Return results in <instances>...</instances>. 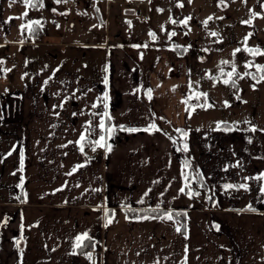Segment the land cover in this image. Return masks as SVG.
Wrapping results in <instances>:
<instances>
[{
	"label": "crops",
	"instance_id": "obj_1",
	"mask_svg": "<svg viewBox=\"0 0 264 264\" xmlns=\"http://www.w3.org/2000/svg\"><path fill=\"white\" fill-rule=\"evenodd\" d=\"M46 8L0 0V264H91L87 247L97 264H264V123L192 124L212 97L191 87L190 63L209 44L194 58L155 22L137 28L135 9L123 27L110 11L105 42L80 25L65 41ZM101 135L111 151L90 156ZM194 176L215 205L194 197Z\"/></svg>",
	"mask_w": 264,
	"mask_h": 264
},
{
	"label": "rangeland",
	"instance_id": "obj_2",
	"mask_svg": "<svg viewBox=\"0 0 264 264\" xmlns=\"http://www.w3.org/2000/svg\"><path fill=\"white\" fill-rule=\"evenodd\" d=\"M78 2V6H72L68 0H45V13L59 19L56 23L48 22L51 32L71 28L64 40L72 41L76 39L73 28L80 25L87 31V39L105 42L110 11L116 10L110 24L114 26L120 20L118 17L125 15V9H135L136 13L131 15L136 21L135 26L142 28L155 22L162 33L158 40L164 39L169 45L181 42L186 49L191 47L194 58L202 42L211 47L209 60L190 63L191 87L212 97H208L204 105H191L192 124H217L226 118L238 120L240 117L252 124L264 123V0H151L149 5H134L128 0ZM60 7L69 9H63L67 16L60 12ZM146 14L151 17L148 22L143 18ZM98 16L101 17L99 20ZM118 25L123 27L120 21ZM237 70L241 74H236ZM255 73L261 78L257 79ZM196 94L190 92L193 97ZM212 100L215 101L213 104ZM209 186L212 188L210 182ZM201 193L198 189L194 197L205 205H215L210 201L209 193Z\"/></svg>",
	"mask_w": 264,
	"mask_h": 264
},
{
	"label": "snow or ice",
	"instance_id": "obj_3",
	"mask_svg": "<svg viewBox=\"0 0 264 264\" xmlns=\"http://www.w3.org/2000/svg\"><path fill=\"white\" fill-rule=\"evenodd\" d=\"M13 2H14V0H13ZM25 2L27 3V0H25ZM58 2H59V0H58ZM189 2H191V0H189ZM10 6H11V5H10ZM24 15H27V13H25ZM209 19H211V17H210ZM34 23H38V22H34ZM185 23H186V21H185ZM245 23H248V22H245ZM172 35H175V33H172ZM212 35H216V33H213ZM236 51H239V49H237ZM249 51H251V50H249ZM254 54H255V53H254ZM258 67H260V66H258ZM262 79H264V77H262ZM224 82H225V83H228L227 80H225ZM45 83H47V81H46ZM105 83H107V78H105ZM200 95H201V96H204L205 98L207 97V94H206V93H201ZM148 97H149V99H151V89L148 90ZM104 99H105V100L107 99V95H105ZM211 106H212V105H207V107H211ZM93 107H96V105L94 104ZM104 107H105V109H107L108 105L105 103V104H104ZM104 115H108L107 112H105ZM109 119H111V117H109ZM99 127H100V129H101L103 132H106V133L108 134L109 137L111 136V134H112V132H113V128H112V127H108V128H106V127H105V122H104L103 119H101V123H100ZM121 127H122V126H121ZM152 128H155V125H152ZM146 130H147V129H146ZM156 130L159 131V129H156ZM128 131H137V129L132 128V129H128ZM177 131H180V130H177ZM252 131H256V129L253 128ZM185 135H186V134H185ZM84 139H85V136H84V135H81L80 140L83 141ZM96 146H99V147H102V148H106V151H108V152L111 151V145L106 143V140H105V136H104V135H101V136H100V139H99L98 141H94V146H93V148H92L93 151L96 150ZM80 150H81V152H83V146H82V145H81ZM184 150H185V151L187 150V145L184 146ZM82 166H83V165H79V166H77V167H82ZM75 170H76V169L74 168L73 171H75ZM69 174H71V173H69ZM226 187H233V186H232V185H226ZM239 187H245V188H246V185H240ZM181 191H183V189H181ZM262 191H264V190H262ZM190 195H193V193H190ZM141 202H142V201H141ZM152 211H155V209H153ZM177 215H180V214L177 213ZM148 218H149V216H147V215L143 217V219H148ZM153 218H155V217H153ZM166 218L169 219V220H171V219H173V216H172L171 213H167V214H166ZM111 223H112V220L109 219V220L107 221V223L105 224V227H107L108 224H111ZM179 230H180V229L177 228V231H179ZM85 237H87V233H84V234H82L81 236H78V237L76 238V239H77V247L82 246V241H83V239H84ZM89 258H90V256H89Z\"/></svg>",
	"mask_w": 264,
	"mask_h": 264
},
{
	"label": "built area",
	"instance_id": "obj_4",
	"mask_svg": "<svg viewBox=\"0 0 264 264\" xmlns=\"http://www.w3.org/2000/svg\"><path fill=\"white\" fill-rule=\"evenodd\" d=\"M109 1H113V0H109ZM128 1L135 4V5L148 4V2H149V0H128ZM122 2H125V1H122ZM78 3H79L78 0H70V4L72 6H77ZM147 18H148V15L146 14L145 19H147ZM92 148L93 147H89V146H87L85 148L86 153L89 154L90 156H94L96 154V151H93ZM86 251L89 252V254H90L89 259H90L91 264H97L96 253L100 252V249L87 247Z\"/></svg>",
	"mask_w": 264,
	"mask_h": 264
},
{
	"label": "trees",
	"instance_id": "obj_5",
	"mask_svg": "<svg viewBox=\"0 0 264 264\" xmlns=\"http://www.w3.org/2000/svg\"><path fill=\"white\" fill-rule=\"evenodd\" d=\"M177 48L180 51H182L184 48L186 50V47H181L179 45L177 46ZM201 52H203V54H205V51H203V49H202ZM208 52H210V50ZM208 54L209 53H207V55ZM193 181H195V183L193 184V192H194V194H196V192L198 193V189H200V190H202V193L201 194H203L204 192L209 193V199H210V201L213 202V200H214V194L211 191V188L209 186V183L207 181H205L203 178L196 180L195 176L193 178ZM196 181H197V183H196Z\"/></svg>",
	"mask_w": 264,
	"mask_h": 264
},
{
	"label": "water",
	"instance_id": "obj_6",
	"mask_svg": "<svg viewBox=\"0 0 264 264\" xmlns=\"http://www.w3.org/2000/svg\"><path fill=\"white\" fill-rule=\"evenodd\" d=\"M128 10H131L130 12H134V9H125V12H128Z\"/></svg>",
	"mask_w": 264,
	"mask_h": 264
}]
</instances>
